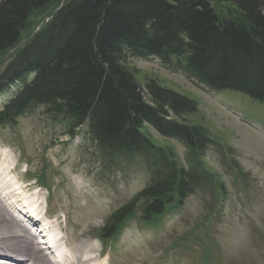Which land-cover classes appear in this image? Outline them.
Segmentation results:
<instances>
[{
    "label": "trees",
    "instance_id": "trees-1",
    "mask_svg": "<svg viewBox=\"0 0 264 264\" xmlns=\"http://www.w3.org/2000/svg\"><path fill=\"white\" fill-rule=\"evenodd\" d=\"M61 0H0V52L15 46L35 11ZM70 0L6 67L0 92L36 73L0 111V123H17L34 106L88 123L98 143L113 155L145 154L153 176L141 197L112 214L102 235L112 236L140 200L145 219L185 203L219 176L204 165L211 134L188 122L198 101L150 78L144 83L130 58L156 57L212 91L231 90L264 102V0ZM184 142L193 160L146 132Z\"/></svg>",
    "mask_w": 264,
    "mask_h": 264
},
{
    "label": "rangeland",
    "instance_id": "rangeland-1",
    "mask_svg": "<svg viewBox=\"0 0 264 264\" xmlns=\"http://www.w3.org/2000/svg\"><path fill=\"white\" fill-rule=\"evenodd\" d=\"M67 2L70 0H61L31 15L19 42L0 52V77ZM212 3L221 14H230L226 5ZM130 60L142 83L156 78L198 101V112L187 119L204 125L211 138L225 146L213 143L202 155L204 165L219 176L224 187L222 201L215 198V188L204 187L182 207L171 206L152 223L144 221L137 206L123 235L107 242V246L113 244L114 264H264V104L227 90L212 92L216 99L185 75L170 71L157 58ZM33 77L27 75L29 81ZM11 92L0 95V109ZM56 117L46 106H39L20 117L15 126L0 124V147H9L14 158L23 160L16 173L21 183L26 182L23 185L33 184L28 189L44 177L48 190L40 192L41 198L52 194L50 201L46 197L48 209H56L53 220L63 231L61 222L68 213L65 238L83 235L79 240L73 237L74 249L84 240L87 244L96 242L93 238L91 241L90 230L99 233L109 215L147 184L151 169L142 154L104 155L85 129L67 135L70 123ZM146 132L159 145L173 150L181 165L192 166L184 143L164 137L152 127ZM94 244L97 251L91 255L101 254L102 258L104 250ZM108 259L111 261L112 256Z\"/></svg>",
    "mask_w": 264,
    "mask_h": 264
},
{
    "label": "bare ground",
    "instance_id": "bare-ground-1",
    "mask_svg": "<svg viewBox=\"0 0 264 264\" xmlns=\"http://www.w3.org/2000/svg\"><path fill=\"white\" fill-rule=\"evenodd\" d=\"M5 150L6 149L0 150V181L1 183H3V181L6 180L8 183H10L0 188V193L1 190H4L5 199H10L11 203L7 202V200H4V197H1L2 193L0 194V255L10 257V259L14 262L13 264H56V262L49 261L46 258L42 249L37 243H35V238H32V236L28 232H21L19 226L16 225L21 224L23 226V224L21 223L22 221L18 219L16 210L19 211L18 208L20 206H31L33 208H40L42 203L40 202L41 194L40 192H29L28 188L32 187L33 184L28 186L21 185L20 187H16V183H13V180L17 175V173L15 175L17 166H12V164H8V162L11 161L12 157ZM12 174H14V176H11ZM10 184H12V186ZM79 196L81 195L78 194L77 197ZM3 208L5 209V211ZM25 211L27 212L26 209ZM21 213L22 212H20V214ZM27 215L32 220V215L28 213ZM67 217V220H69L68 213ZM55 222V220H52V223L54 225L56 224ZM57 225H59V223H57ZM24 229L25 227L23 226L22 230ZM74 236L75 240H79L83 235L79 236L77 234H72V237L68 239H66L65 236L63 237V239H65V244H67L68 246V252L66 256L62 257V262H58L57 264L105 263L104 260H102L101 258V254L96 256L91 255L97 251V247L94 243L87 244V240H84L81 241L80 246L73 249L71 246V241L74 243ZM6 257H0V260L7 263L5 259Z\"/></svg>",
    "mask_w": 264,
    "mask_h": 264
}]
</instances>
